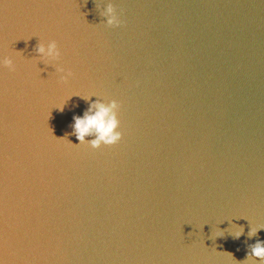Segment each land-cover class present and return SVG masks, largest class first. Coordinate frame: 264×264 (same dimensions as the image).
<instances>
[{
    "label": "water",
    "instance_id": "obj_1",
    "mask_svg": "<svg viewBox=\"0 0 264 264\" xmlns=\"http://www.w3.org/2000/svg\"><path fill=\"white\" fill-rule=\"evenodd\" d=\"M74 92L120 105L118 144L76 145ZM261 226L264 0H0L3 264H236Z\"/></svg>",
    "mask_w": 264,
    "mask_h": 264
},
{
    "label": "clouds",
    "instance_id": "obj_2",
    "mask_svg": "<svg viewBox=\"0 0 264 264\" xmlns=\"http://www.w3.org/2000/svg\"><path fill=\"white\" fill-rule=\"evenodd\" d=\"M108 28H118L122 26V21L117 15L116 8L110 6L107 9V16L105 20ZM38 58L34 59L37 64H43L45 67L40 68L41 72H46L48 67L54 69L55 74L59 78V82L67 84L72 78L73 73L71 70H67L62 63V54L55 40L47 42H40L35 49ZM2 65L11 71H15V64L12 59L5 57L2 60ZM72 96H80L86 102L90 101L88 108L83 112L81 116H73V123L70 125L72 131L68 135L74 136L79 142L76 145L87 144L91 149H99L101 146L111 147L118 144L122 139V133L118 130L120 122L118 119V112L120 105L111 100L107 105L100 103L97 99L92 100V97L96 96V93L91 92L87 95H82L78 92H74L66 97L64 101L54 106L59 111L64 110L66 102ZM91 137V139H87ZM67 142L70 143L65 136ZM264 230V226L250 228L248 231V238L257 236L258 232ZM244 235L243 227L235 233L233 239L239 240ZM216 235L213 237H218ZM231 256V254H229ZM232 257V256H231ZM259 260L261 264H264V242L256 241L255 244L249 246L248 253L243 261L236 264H254ZM3 264V261H0Z\"/></svg>",
    "mask_w": 264,
    "mask_h": 264
}]
</instances>
